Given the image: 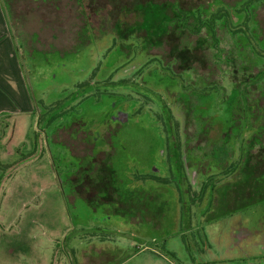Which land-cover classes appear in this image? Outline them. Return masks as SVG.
<instances>
[{"label":"rangeland","instance_id":"374dc122","mask_svg":"<svg viewBox=\"0 0 264 264\" xmlns=\"http://www.w3.org/2000/svg\"><path fill=\"white\" fill-rule=\"evenodd\" d=\"M182 1L184 9L203 1L207 12L221 8L229 15L233 29L219 33L226 48L224 61L215 56L217 65L210 66L214 52L204 49L209 44L204 43L187 56L182 54L185 61L177 66L173 61L166 65L164 55L172 49L164 38L172 33H165L166 23L155 22L166 21L170 8L168 12L143 7L140 15L135 11L133 17L120 15L115 22L128 25L115 30L113 9L104 7L106 0L99 9H86L88 19L78 0H15L13 8V0H0V264H68L71 248L74 264H90L89 259L105 252L108 264H264V197L245 209L232 205L229 210H238L208 221L195 214L194 206L182 214L172 187L155 201L147 197L152 192L149 179L161 177L164 170L162 122L167 121L170 133L180 139L197 132V127L203 129L207 121L232 126L235 121L223 112L229 102L224 99L235 78L232 70L242 71L240 60L244 61L237 48L257 41L255 29L261 35L263 48L257 47L264 62V0L254 15L257 23L246 24L235 11L244 0ZM138 22H153L150 36L124 39L128 27ZM171 30L179 35L177 29ZM181 32L186 34L185 29ZM152 37L165 43L150 54L161 53L166 62L140 51L142 41L148 43ZM174 38L169 37L172 44L177 43ZM192 40L196 45L199 39ZM181 45L192 48L187 41ZM138 63L142 70L137 71ZM124 64L127 67L121 69ZM189 66L197 73L181 70ZM249 73L241 74L247 82L235 109L248 137L264 129V82L253 85ZM213 75L211 82L208 77ZM178 97L182 105L175 103ZM183 101L197 107L189 113ZM122 115L126 119L119 121ZM62 131L71 136L67 143L61 141ZM87 133L93 142L96 135L111 137L113 149L101 145L99 138L94 151H104L99 158L116 171L114 181L126 198V207L117 213L113 205L86 206L72 200L69 177L91 161V156H84L91 153L93 143L79 142H87L83 135ZM233 133L239 129L234 127ZM240 144L235 142L237 153L230 163L238 161ZM216 173L214 168L212 174ZM190 177L197 192L203 176L192 172ZM251 180L264 188V174Z\"/></svg>","mask_w":264,"mask_h":264},{"label":"trees","instance_id":"16d2710c","mask_svg":"<svg viewBox=\"0 0 264 264\" xmlns=\"http://www.w3.org/2000/svg\"><path fill=\"white\" fill-rule=\"evenodd\" d=\"M14 1L12 4V8L14 5ZM81 6V12L83 11L86 16V12L88 9L94 8L95 9H99L100 5H102V2H104V0H78ZM104 7L106 8H110L113 9L112 15L111 17L114 19V22L116 21V19L118 18V16L120 15H128L127 17H133V15H136L134 13V11L136 13H138L139 15L142 12V8L143 7H151L154 10H157V8H161L164 9L165 11H168V9H172L171 10V15H165L166 17V21L161 22V21H156L155 23L159 24V23H166L168 25V28L165 30V33H172L175 35L174 38V43H171V39L169 40V37L172 35H168L164 38V41H168V43H166V45L171 46L172 51H169V49H167V53L168 55L171 57L172 59H175L176 62L179 61H185V59L182 56V54H189L191 52V50H194L196 47L201 46L209 43L208 45H206V47L204 49H207V47L211 50H213V57L210 61V66L213 65H217V60L218 61H224V52H225V47L222 45L221 41H222V37L219 36L220 32H224V33H228L231 31L232 28V24L229 21V15H224L222 13V9L219 8L218 11L216 13H209V11L207 12V7L204 6V4H206L205 2H199L197 4L196 7H193L191 9H184L183 5L184 2L182 0H106V2L103 3ZM166 4H169L170 7H165ZM262 4V0H244L242 1V3L240 2V6L239 8H235V11L238 13L239 16V20L243 21L244 24L246 23H250V22H254L257 23V21L255 20V12L257 11V8ZM250 7V8H249ZM201 8V9H200ZM87 9V10H86ZM225 9V10H224ZM251 9H253V14H251ZM223 10L224 11H228L227 8L225 6H223ZM169 12V11H168ZM243 12H245L246 14H243ZM88 13V12H87ZM165 13V12H164ZM89 14V13H88ZM133 14V15H132ZM170 16V17H169ZM87 18V16H86ZM88 19V18H87ZM241 21V22H242ZM137 23V22H136ZM136 23H134V25H131V27H128L130 29V32L127 33L126 37L124 39H131V38H135V39H139L141 41L144 40L145 38H147L149 35V31L152 32V28H151V24L153 22H138L139 25H137ZM116 24L115 26V30L117 29H122L120 27V25H128V24H124V23H114ZM118 24V26H117ZM133 26V27H132ZM171 28L177 29V31L179 32V35H176L175 32H173L171 30ZM143 29V30H142ZM185 29V33L186 34H181L182 30ZM240 32H243L244 29L240 28ZM141 31H144V33L146 35H144L143 33H141ZM117 32V31H116ZM181 32V33H180ZM189 32V34H187ZM234 32V31H233ZM253 32V31H252ZM114 33V32H113ZM202 33V34H201ZM115 35L118 36V39L120 41H122L123 38L120 37L119 33L117 32ZM252 35L256 38L257 41H255V43L251 42V40H248V44L244 43V46H239V48H237L238 53H240L241 55V59L244 61L242 62L238 57V59L240 60V62L242 63L240 68L242 69L243 72H248L250 71L249 75L251 74V76L254 78L255 83L253 85H257L260 86L262 85V83L264 82V62L261 63L260 62V58L262 57V54L260 53L259 49L263 48L261 45L262 43H260L259 41H261L262 39L260 38V33L255 29L254 32L252 33ZM208 36V38H207ZM193 37H198V42L196 43V45H193L195 43V41L192 40ZM153 38V37H152ZM117 39V38H115ZM150 39V38H149ZM160 37H156L153 39H150L148 41V43L146 44L145 41H142V47H140V51L144 52V54L148 57L151 58L150 56H152V58L154 59L157 55H162L160 54H150V52H152V49L156 46H161V43H165L161 40ZM204 39V40H203ZM248 39V37H247ZM184 41H187L189 44H191L192 48H189L188 46H184L182 47L181 43L183 44ZM115 43H113L112 45V49L115 47ZM123 45V43L121 44V46ZM257 45H259V49L257 47ZM165 47V46H164ZM230 47V51H232L231 49V44L229 45ZM120 49V48H119ZM132 49V48H131ZM130 49V52H131ZM121 50V49H120ZM146 51V52H145ZM115 52H117V50H115ZM121 53L124 55H127V53H124L121 50ZM232 53H229V55ZM235 54V53H234ZM150 55V56H149ZM253 55H257L259 57V59L257 60L256 58L253 57ZM187 56V55H186ZM218 57L217 60L215 61L214 58ZM237 56V54H236ZM230 57V56H227ZM158 58V57H156ZM263 58V57H262ZM159 59V58H158ZM162 59H164V57H162ZM139 60L141 62H145V58L143 56L139 57ZM155 60V59H154ZM227 60V59H225ZM133 61V60H131ZM135 61V60H134ZM264 61V60H262ZM129 61H127L126 63H129ZM136 62V61H135ZM250 62V66H247V64ZM142 63H138L137 67L136 65L132 66L134 68V70L137 71L138 70H142ZM127 65H121V69L126 68ZM130 68L131 69L133 68ZM136 67V68H135ZM253 69H259L257 70V72H255ZM246 74V73H245ZM91 81H94V78L90 79L89 84L91 83ZM96 81V80H95ZM110 81V79L108 81H106V83H108ZM84 85H87L86 83ZM260 98V97H259ZM225 102L227 101V97H225ZM261 101V99H260ZM166 104H164L165 106ZM225 114L227 113L228 116H231V110H229V108L227 106H225V110L223 111ZM171 113V112H170ZM171 117H173L172 113L170 114V118H168L169 120L171 119ZM165 120H167V117H165ZM256 120L255 117L251 118V123H254V121ZM163 124L165 123V127L162 126L163 132L164 134L167 133V127H169L167 124L168 122H162ZM224 122L223 121H217V125H214L212 127V130L215 131L216 134V139L212 140V141H207V142H201L200 147L198 146V148L200 150H211L212 147L214 146L215 149V154L216 156L213 159H210V157H205L203 158V163H196V158L194 157V155H188L186 156L188 162L191 159V167L192 168H197L199 165H202L203 167H207V172H206V176H207V184L208 187L207 188H203L202 189V195L199 193H197L196 191H194L191 188L190 185V180L188 178V176L186 177L185 173H184V163L182 162H178L175 161L172 164H170L169 166V178L168 179H164L161 177H155L153 176V178L149 179L151 180L150 183L148 184H152V194L154 193L155 195H158L159 193L161 194V187L164 186L166 183H168L169 187L174 188V190L177 192L178 195V200L179 202H182L183 196H182V188L180 187V183L184 180H186V182L188 183V187H186V191H187V198L191 200L190 204L187 205L188 210L191 209L193 204V199L194 198H205L207 197V199L210 201V199H216V206H217V216H222L221 213H223V215H226L228 213H232L237 211L238 209H232L233 211L229 210V211H225V213L223 212V210L225 209H229L232 206V199L235 200L236 196L242 197V193L241 190L235 191L232 190L231 187H229L230 185V181L231 180V176H233L234 173H236V171L238 170L237 166H241L242 165V155L239 156V161L236 164L233 165H229V160L233 157V154L235 153V150L233 149L230 141H229V134H231L229 132V127H225V125H223ZM177 127L179 126L178 123H176ZM203 126V125H202ZM201 126V127H202ZM209 126L204 125V128L202 129L203 132H209ZM264 127V126H263ZM178 128H177V132H178ZM186 150H193V148H190L189 145L188 147H186ZM248 157L246 160V164L248 162L249 166H247L244 171L247 173L248 176V199L249 196H251V199L249 200V204L247 206H244V208H242L240 206L239 209H245L248 206L254 205L257 201H259L260 199H262L264 197V188L256 183V182H252L251 177L258 175V176H262L264 174V169L260 170L259 168H261V166H263L264 168V129L261 130L260 132H258L257 134H252L251 136H249L248 139ZM263 151V152H262ZM246 157H244V160L246 159ZM215 161L216 162V166L214 167V165H212V162ZM1 165V164H0ZM202 167V168H203ZM200 168V167H199ZM214 168H216L217 173L216 174H212ZM163 169H167V167L165 168V165L163 167ZM193 169V170H194ZM199 170V169H198ZM197 170V171H198ZM154 170H152L151 172L153 173ZM164 171V170H163ZM241 171V168L239 167V172ZM184 173V174H183ZM212 174V176H211ZM184 175V176H183ZM146 176V175H144ZM143 176V180L145 179V177ZM212 179V180H211ZM148 180V181H149ZM211 181H212V186H211ZM143 183H147V181H143ZM210 187V189H208ZM236 189V188H235ZM234 191V192H233ZM158 193V194H157ZM148 200H150V195H147ZM152 201V200H151ZM211 204V202H202V205L198 207V210H196V215L201 212V207H209ZM145 206V205H144ZM126 207V205H123L121 208ZM143 207V206H142ZM143 209V208H142ZM146 209V208H144ZM223 209V210H222ZM202 213V212H201ZM96 247V245H92L91 248ZM105 249V248H103ZM108 253H102L101 255H99L97 258H91L89 259V263L90 264H108Z\"/></svg>","mask_w":264,"mask_h":264},{"label":"flooded vegetation","instance_id":"af4514ba","mask_svg":"<svg viewBox=\"0 0 264 264\" xmlns=\"http://www.w3.org/2000/svg\"><path fill=\"white\" fill-rule=\"evenodd\" d=\"M161 40V39H160ZM159 57H163V55H157ZM167 60V64H169L170 61H173L172 63H174V66H177L179 64V62H176L175 59H172V56L170 57L169 55H164ZM168 58V59H167ZM163 59L164 62H166V60ZM192 63V62H190ZM194 68L192 66L189 67H183V71L185 70H190ZM180 70V72H181ZM194 74L197 73L196 70H194ZM173 72H175V70L173 69ZM231 73V72H230ZM243 71H239V70H232V77L234 78L232 80V82L230 83V94L227 95V100L229 101L228 104V108L229 110H231V116L229 117V121H235L233 123V127L232 126H228L229 127V132L231 134H229V141L233 147V149L235 150V142L236 141H240V153L239 156L242 155V165L241 166H237L238 170L236 171V173L233 174V176H231V180H229L230 185L229 187H231L232 190L237 191L241 190L242 193V197L236 196L235 200L232 199V205H236V206H241L242 208H244V206H247L248 203V176L247 173L244 171V169L249 166L248 162L246 164V160L248 157V128L242 124L241 120H237L236 118V113H235V109H236V105L240 104V95L244 94L243 93V87L245 82H247L246 78L241 75L243 74ZM199 78L201 77V75L198 76ZM211 77H215V75L213 76H209L208 80H210L211 82L215 81L214 79H211ZM202 78V77H201ZM195 81V80H193ZM206 81V80H205ZM173 97V96H172ZM179 97L182 96L179 95ZM178 97V99L176 100V104L180 105V98ZM182 101V100H181ZM184 102V101H183ZM185 107L189 110V113L194 110V108L197 107L196 104H194V106L190 103H185ZM177 105V106H178ZM182 105V104H181ZM181 107V106H179ZM178 107V108H179ZM199 107V106H198ZM123 116V119L119 120V118H117L116 121H124L126 118H124L125 116ZM199 116V115H198ZM201 117H203L204 119H206L203 115H200ZM189 118V115H188ZM211 119V118H210ZM103 122V121H102ZM206 126H209L208 128L210 129L209 132H203L202 127H197L193 134L191 135H186L183 139H180V136H176L172 133H170L169 131V127H167V133H165V147L163 150V163L165 165V168L167 167V169H164L163 174H162V178L164 179H168L169 178V166L170 164H172L175 161H180L182 163H184V173L186 175V177L188 176V178L191 179L190 176H192V172L199 176H203V180H201L200 182H198L199 184V190L197 191V193L202 195V189L203 188H207L208 184H207V176H206V172H207V167H203L202 165H199L197 168H192L191 167V159L187 160L186 156H188L190 153H193L194 157L196 159H201L198 163H203V158L205 155H207L208 157H210V159H213L216 154L214 146L212 147L211 150H200L198 148V146L200 147L201 142H207V141H212L213 139H216V134L215 132H213L214 130H212V127L214 125H217L213 122H206L205 124ZM78 124L74 123V130L77 128ZM237 127L239 129V133H233V128ZM90 131V130H89ZM85 135L84 137H87V142L86 141H79L82 142L83 144H89V142L93 143V147H92V151L90 154L85 155L86 156H91V161L90 163L86 166H83L82 168H80V170L76 171V172H72L74 173L72 176H70L69 178L71 179V184H72V192H73V197L72 200L76 201L78 200L79 202L85 204L86 206H90L93 204H102V205H113L115 206V208H112L114 210V213H117L119 211V209H121V207L123 205H125L126 203V198L121 194V189L117 186V183L114 181L115 180V169L114 166L110 165L109 163L107 165H105L103 163V159L99 158V154H102L104 151H94V147L98 146L97 145V141L99 140V138H101V140L99 141L101 143V145L104 143V145H106L107 147H109L110 149L114 148V145L111 141V137L109 139L106 140V138L103 135H96L97 136V140L96 142L92 141L90 137V135L92 134H83ZM66 136H68V139L66 138ZM60 138L61 141L63 143H67L68 141H70L71 136L69 135L68 131H62L60 133ZM106 140V141H105ZM177 140V141H176ZM78 142V143H79ZM107 142V143H106ZM77 143V144H78ZM193 148V150H186V147ZM74 150V148H73ZM263 152V151H262ZM74 153V152H73ZM236 150L235 153L233 154L234 158L236 156ZM205 156V157H207ZM247 156V157H246ZM83 157V158H84ZM244 157H246V159L244 160ZM231 158V159H232ZM240 159L238 158V161ZM237 162H233L230 163L229 165H233L238 163ZM200 167V168H199ZM203 167V168H202ZM239 167L241 168V171L239 172ZM194 169V170H193ZM199 169V170H198ZM198 170V171H197ZM183 173V174H184ZM184 176V175H183ZM212 176V174H211ZM212 180V179H211ZM121 183H119L120 185ZM180 187L182 188L183 192H182V196L184 197L182 199V202H180V205L182 207V214H186V212L188 211L187 205L190 204L191 200L188 199L187 196V191H186V187H188V183L186 182V180L182 181L180 183ZM211 186H212V181H211ZM236 188V189H235ZM162 189V193L159 195H155L154 193L152 194V192L149 194L150 195V200L155 201L157 199H159L161 196L163 197L164 195L168 194V189L169 185L168 183H166L164 186L161 187ZM210 189V187L208 188ZM234 192V191H233ZM71 200V199H70ZM179 201V200H178ZM216 199H210V201L207 199V197L205 198H194L193 199V204L195 207V211L198 210V207L202 205V202H211L210 206L207 207H201V212H199L197 215L200 214V216H203L206 221H208L209 219H213L216 218L217 216V206H216ZM112 206V207H113ZM111 209V208H110ZM155 211L158 210L157 208L154 209ZM190 210V209H189ZM223 210V209H222ZM224 211V210H223ZM226 211H229V209ZM233 211V210H231ZM221 215H223V213H221Z\"/></svg>","mask_w":264,"mask_h":264},{"label":"crops","instance_id":"0c3cea01","mask_svg":"<svg viewBox=\"0 0 264 264\" xmlns=\"http://www.w3.org/2000/svg\"><path fill=\"white\" fill-rule=\"evenodd\" d=\"M73 252V248H71V250L69 251V252H67V263L68 264H74V259H73V257L71 256L72 255V252Z\"/></svg>","mask_w":264,"mask_h":264}]
</instances>
